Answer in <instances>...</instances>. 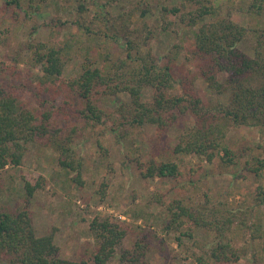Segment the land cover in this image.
<instances>
[{
    "label": "rangeland",
    "instance_id": "1",
    "mask_svg": "<svg viewBox=\"0 0 264 264\" xmlns=\"http://www.w3.org/2000/svg\"><path fill=\"white\" fill-rule=\"evenodd\" d=\"M95 1L103 4L102 8L92 0H19L20 6L0 0V88L18 91L16 85L32 80V85L40 92V97L33 96L34 102L44 100L42 108L49 110L64 100L70 102V107L63 105L65 114L57 113L52 117V124L66 134L70 126L78 128L71 134V147L74 158L81 163L82 181L81 185L73 183L75 171L60 167L58 152L47 141L29 142L20 165H7L0 170L2 204L8 208L23 205L24 178L39 176L42 184L28 203L34 232L44 235L54 230V242L62 258L81 260L95 252L97 242L89 222L98 215L119 220L126 229L107 264H197L198 257L206 258V264H264V203H254L256 186L264 188V178L255 176L250 169L255 157H264L260 147L264 145V127L227 123L225 142L230 147L233 162L226 164L219 157L210 162L195 154L174 152L179 134L194 122L189 112L181 114L162 135L156 133L153 124L126 123L116 130L117 138L116 131L110 127L98 124L92 128L84 122L85 102L72 92L53 91L54 85L48 83L42 86L51 87L49 93L40 90L36 78L42 72L32 65L31 48L26 43L39 41L57 48L71 40L60 78L72 80L81 73L84 57L91 55L93 65L103 67L108 65L102 60L106 53L112 54V59L125 56V39L121 37L113 42L105 36L109 33L107 22L103 23L99 16H109L118 29L123 25L128 27L141 52H149L158 65L172 66L175 86L166 90L168 95L179 93L180 83H190L207 107L214 108L228 101L229 91L218 93L202 79L199 59L193 56L198 23L189 25L188 17L189 12L197 10L196 2ZM202 1L215 9L214 15L206 16L204 21L230 17L246 28L237 47L253 57L258 39L264 38L258 36L264 29V11L260 14L252 8L253 0ZM80 4L84 7L79 11ZM162 6L179 10L168 12L163 20ZM76 19H85L93 35L106 32L102 35L106 40L93 46L90 41L87 48L86 39L92 34L84 36ZM165 23L168 27L163 28ZM224 77V73L218 74L220 81ZM154 93L153 87H144L142 99L150 101ZM22 94L24 98L30 95L29 92ZM92 101L109 115L129 101V95L124 91L114 95L95 94ZM151 159L175 162L179 174L175 177L142 176L143 166ZM182 204L202 212L214 209L234 213V221L225 233L240 257L228 262L213 261L207 254L214 244L216 233L213 230L194 226L191 220L184 218L178 228L172 225L169 222L171 211ZM125 250L129 253L125 254Z\"/></svg>",
    "mask_w": 264,
    "mask_h": 264
},
{
    "label": "trees",
    "instance_id": "2",
    "mask_svg": "<svg viewBox=\"0 0 264 264\" xmlns=\"http://www.w3.org/2000/svg\"><path fill=\"white\" fill-rule=\"evenodd\" d=\"M190 1L198 5L196 11L189 12L188 22L192 26L198 23L193 56L199 59V74L218 93L229 91L226 103L220 102L214 108L205 106L190 83H180V92L168 95L166 90L175 86L172 66L158 65L149 52H141L132 40L128 27L123 25L118 29L109 16H99L103 23L107 22L108 35L101 31L93 35L86 26L85 19L74 21L84 36L92 34V37L86 39L87 48L90 47V41L93 46L96 42L106 40L102 39V35L108 36L113 42H118L122 37L125 39V56L112 59V54L106 53L102 60L108 62V65L101 67L93 65L89 54L90 58L84 57L81 73L72 80L60 78L65 63L64 56L69 54L71 40L57 48L54 44L39 41L26 43L31 48L32 65L38 66L42 72L36 78L42 88L40 90L49 93L51 87L42 86L48 83L54 85L53 91L64 89L80 97L85 102L82 118L92 128L99 124L116 131L126 123L138 126L149 123L156 127L158 135H162L181 114L189 112L194 117V122L179 134L174 152L195 154L210 162L219 157L226 164L232 163L231 150L225 142L226 124L264 127V38L258 39L254 56H248L237 47L245 35V27L230 17L204 21L206 16L214 15L215 9L202 0ZM5 2L20 6L19 0ZM92 3L102 8L103 4L95 0ZM83 7L80 4L79 11ZM251 7L261 14L264 11V0H253ZM178 10V7L162 6L161 18L165 20V14L176 13ZM145 12L146 10L142 11V14ZM167 25L165 23L163 28L168 27ZM258 36H264V29H261ZM98 54L101 55L100 49ZM221 72L225 74L222 81L218 79ZM16 87L19 88L18 91L0 88V170L7 165H20L27 143L45 140L58 152L57 163L60 167L66 171H75L73 183L81 185V163L74 158L71 147V134L78 128L72 125L66 134L55 123L52 124V117L57 113L65 114L63 105L70 107V102L64 100L49 110L44 109V100L34 102L33 96L40 97V92L32 85V80ZM144 87L155 89L150 101L142 99ZM120 91L128 93L129 101L120 104L110 113L112 119L110 114H105L92 101L95 94L114 95ZM23 92H29L30 95L24 98ZM50 104L53 106L52 102ZM115 135L118 138L117 131ZM260 147L264 150V145ZM250 169L255 176L264 178V157H255ZM141 173L145 177H175L179 174V169L173 161L156 162L151 159L143 166ZM41 180L39 176L24 178L25 202L21 206L8 208L0 199V264H107L126 233L119 220L98 215L92 218L89 229L96 239L97 249L88 258L81 260L59 256V246L54 242V230L44 235L34 232L28 203L42 184ZM256 187L254 203L263 204L264 188L261 185ZM175 209L176 211H171L169 222L177 228L184 223V219H189L194 226L205 227L216 233L214 244L207 252L213 261L228 262L240 257L225 233L234 221V213L214 209L202 212L183 204ZM124 253L129 251L125 250ZM206 262V258L198 257L197 264Z\"/></svg>",
    "mask_w": 264,
    "mask_h": 264
}]
</instances>
